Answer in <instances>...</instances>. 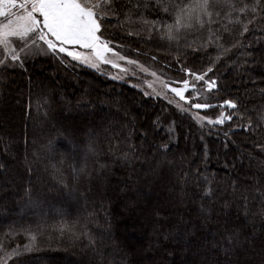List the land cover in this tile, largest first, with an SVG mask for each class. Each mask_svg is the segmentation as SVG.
I'll return each instance as SVG.
<instances>
[{
    "label": "trees",
    "instance_id": "obj_1",
    "mask_svg": "<svg viewBox=\"0 0 264 264\" xmlns=\"http://www.w3.org/2000/svg\"><path fill=\"white\" fill-rule=\"evenodd\" d=\"M137 2L147 0H116L102 38L171 83L206 73L216 85L196 115L232 119L198 123L59 52L1 65L0 258L19 253L7 264H264V0L242 36L214 17L213 30L232 29L224 47L239 40L226 54L205 44L207 28L173 40L150 31L141 14L173 18Z\"/></svg>",
    "mask_w": 264,
    "mask_h": 264
},
{
    "label": "snow or ice",
    "instance_id": "obj_2",
    "mask_svg": "<svg viewBox=\"0 0 264 264\" xmlns=\"http://www.w3.org/2000/svg\"><path fill=\"white\" fill-rule=\"evenodd\" d=\"M131 3V0H129ZM262 0H255V3L249 5L245 0H147L143 5L139 2L133 4V8L145 9L148 7L159 8L163 13L172 16V22L162 20L149 21L143 14L138 18L142 24L150 25L149 30H161L166 32L169 40L179 39L181 31L191 32L207 28L208 40L205 44L215 41L223 53L231 51L239 44V40L224 47L221 43L226 39L224 34L232 35V29L227 25H220L216 30L211 28L212 24H220V19H226L228 24L241 25L242 31L237 35H244L249 31L248 25L253 23L255 16L246 19V14L251 11L256 13L257 7L261 5ZM264 11V8L260 9ZM116 0H0V48L3 49L5 57H10L11 61H22L28 55H36L45 50L50 53H63L72 60L88 64L90 67L98 68L100 63L111 64L114 68L120 65L114 59H110L108 53L120 60L126 59L111 48L110 41L102 38V23L110 17L117 16ZM218 17L220 19H214ZM129 15L125 14V20ZM222 28V32H221ZM131 35V33H129ZM31 42V47H29ZM39 42V43H37ZM90 50L85 53L77 50ZM21 53L25 55L22 57ZM219 58V57H218ZM136 63V61H129ZM0 65L7 67L5 59H0ZM21 66H23L21 64ZM190 75L195 77L196 81H203L208 90L215 87V80H206V73H196L190 69H185ZM207 71H212L208 68ZM155 75V73H153ZM183 87L171 88L177 97L186 101L185 93L189 87L193 91L196 85H190L188 80L182 81ZM151 87V85H149ZM165 88L168 85H164ZM147 95V93H146ZM197 95H199L197 93ZM172 103V101H169ZM236 108L237 105L232 100H224L221 107ZM194 108L202 109L210 107L207 103H195ZM177 107H180L177 104ZM184 110V109H182ZM201 120H207L208 123L223 124L225 120L232 119L231 115H225L221 112L213 121L207 116L199 117ZM264 151V146L261 147ZM3 165H0L2 168ZM261 196H264V189H258ZM247 200L248 197L244 196ZM227 239V238H226ZM35 240V236H32ZM25 250H29L25 246ZM19 253L13 249L11 253L5 252V257L16 256ZM2 264H7V259L0 258Z\"/></svg>",
    "mask_w": 264,
    "mask_h": 264
},
{
    "label": "rangeland",
    "instance_id": "obj_3",
    "mask_svg": "<svg viewBox=\"0 0 264 264\" xmlns=\"http://www.w3.org/2000/svg\"><path fill=\"white\" fill-rule=\"evenodd\" d=\"M37 43H39V42H37ZM31 46H32L31 42H29V47H31ZM44 47L46 50V46H44ZM77 50L81 51V52H85V53H90V50H87V49L77 48ZM23 55H25V54L21 53V56H23ZM33 56L34 55H28V57H33ZM108 56L110 59H114L116 61V63H118L120 65V67L114 68L111 64L100 63L98 68H93V67H91V68L98 70V71H104V70L107 71V75L111 79L119 81V82H127L130 86L140 90L147 97L161 98L167 102L172 101L171 104H173L176 107H177V104H179L180 107H177L178 110L184 111V112H189V113L193 114L194 117L196 118V120L198 121V123L204 122L207 124H219V123H208L207 120L199 119L200 116L196 115V114H198V111L204 110L205 108L197 109V108H194L192 106L195 103H206L209 100L208 95L213 88L211 90H208L207 85L203 81H196L194 76H189V77L183 79V80H188L190 82V85L194 83L196 85V89H195V91H193L192 88L189 87L188 91L185 93L187 100L182 101V100H180L179 97H177L175 95V93H173L171 91V88L183 87V84H182L183 80L178 81V82L173 81L171 83L169 81H166L164 78L160 77L155 71L151 70L150 68H148V67H146V66H144L138 62L129 63V61H131L129 59L120 60L117 57L113 56L111 53H108ZM0 59H5L7 65H11V64L15 63V62L11 61L10 57H5L2 48H0ZM85 65L90 67L88 64H85ZM41 73H46V72L42 71ZM153 73H155V75H153ZM30 77H31V74H30ZM50 78L53 79L52 76H50ZM205 79L210 80V78L207 77V74L205 76ZM54 84L56 85V88H59L58 82L54 81ZM149 85H151V87ZM164 85H168V87L165 88ZM57 91H59V90H57ZM74 92L76 93L77 91L75 90ZM146 93H147V95H146ZM197 93L199 95H197ZM106 97H107L106 95H103L100 98V100L106 101L107 100ZM78 98L79 97H77V98L75 97V100H78ZM109 99L112 100V98H109ZM192 100H194V101H192ZM15 105H17V102H15ZM182 109H184V110H182ZM223 113L226 116L228 115V112H223ZM216 117L213 118L212 120L215 121ZM163 119H165V118H163ZM163 121L164 120H162V122ZM171 121H169L168 123L163 122V129L166 132L173 130V125H172ZM1 123H2V119L0 117V125H1ZM141 135L145 136L146 134L144 133ZM8 140H10V139H8ZM8 140H7V143H8ZM3 146L4 147L6 146V142H3V145L0 144V151H3L2 150ZM257 157L261 161H264V155L263 154L259 153L257 155ZM225 167H228L232 171V173H234V171L232 170L229 163H226ZM4 169H5V167H4ZM5 174H6V171L3 172V175L1 177L4 178ZM123 214H124L123 215L124 218L127 219L128 214L127 213H123ZM129 228H132V226H129ZM24 247H25V245H24ZM13 249H16V247L7 249V250L3 251L1 254H5V252L11 253ZM16 250H18V249H16ZM23 253H25V252H23ZM23 253H21V254H23ZM9 258L10 257H6L5 259H9ZM0 264H2V261H0Z\"/></svg>",
    "mask_w": 264,
    "mask_h": 264
},
{
    "label": "crops",
    "instance_id": "obj_4",
    "mask_svg": "<svg viewBox=\"0 0 264 264\" xmlns=\"http://www.w3.org/2000/svg\"><path fill=\"white\" fill-rule=\"evenodd\" d=\"M77 48H79L78 46H76Z\"/></svg>",
    "mask_w": 264,
    "mask_h": 264
}]
</instances>
